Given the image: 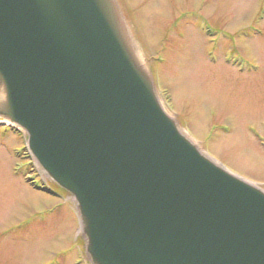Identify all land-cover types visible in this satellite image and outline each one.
Wrapping results in <instances>:
<instances>
[{
	"label": "water",
	"instance_id": "water-1",
	"mask_svg": "<svg viewBox=\"0 0 264 264\" xmlns=\"http://www.w3.org/2000/svg\"><path fill=\"white\" fill-rule=\"evenodd\" d=\"M0 117L74 197L93 264H264V189L166 113L117 0H0Z\"/></svg>",
	"mask_w": 264,
	"mask_h": 264
},
{
	"label": "rangeland",
	"instance_id": "rangeland-1",
	"mask_svg": "<svg viewBox=\"0 0 264 264\" xmlns=\"http://www.w3.org/2000/svg\"><path fill=\"white\" fill-rule=\"evenodd\" d=\"M119 2L166 113L207 156L264 189V0ZM26 142L0 124V264H92L74 197Z\"/></svg>",
	"mask_w": 264,
	"mask_h": 264
}]
</instances>
